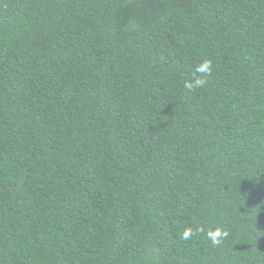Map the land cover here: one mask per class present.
<instances>
[{
	"label": "trees",
	"instance_id": "trees-1",
	"mask_svg": "<svg viewBox=\"0 0 264 264\" xmlns=\"http://www.w3.org/2000/svg\"><path fill=\"white\" fill-rule=\"evenodd\" d=\"M0 264H264V0H0Z\"/></svg>",
	"mask_w": 264,
	"mask_h": 264
},
{
	"label": "clouds",
	"instance_id": "clouds-1",
	"mask_svg": "<svg viewBox=\"0 0 264 264\" xmlns=\"http://www.w3.org/2000/svg\"><path fill=\"white\" fill-rule=\"evenodd\" d=\"M210 64H211L210 61H205V63H204L201 67H199L197 70L200 71V72L206 71V70H208V69L210 68ZM202 83H203V81L198 79V80H196L195 85H200V84H202ZM185 87H186L187 89L191 90V89L194 87V85H193L192 83H186V84H185ZM190 235H191V230H187V231L184 232V236H183V238H184V239H188V237H189ZM220 235H221V233H220L219 230H216L215 232H211V231H210V232L208 233L209 239H210V240L212 241V243H214V244L219 243V239H218V237H220ZM224 235H227V233H224Z\"/></svg>",
	"mask_w": 264,
	"mask_h": 264
}]
</instances>
